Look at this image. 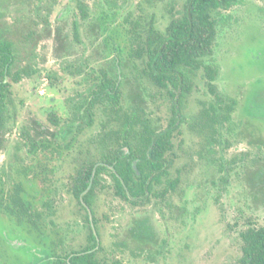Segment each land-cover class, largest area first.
Returning <instances> with one entry per match:
<instances>
[{
  "label": "rangeland",
  "instance_id": "rangeland-1",
  "mask_svg": "<svg viewBox=\"0 0 264 264\" xmlns=\"http://www.w3.org/2000/svg\"><path fill=\"white\" fill-rule=\"evenodd\" d=\"M83 1L88 13L83 20L71 0H25L26 5L7 12L4 19L11 25V18L18 19L33 6L39 8L38 15L32 13L36 15L35 27L28 24V14L21 18L27 19L24 27L33 26L37 31V37L25 46L31 55L22 59L34 68L30 75L10 81L9 124L4 135L0 134V187L8 190L12 181L24 180L27 197L43 214L39 234L29 230L26 222L16 224L0 212V264H54L48 249L63 254L86 243L84 212L69 188L88 138L100 128V116L94 115L86 124L78 113L84 111L83 98L99 68L108 67L115 55L125 66L132 61L127 57L128 43L116 51L112 39L107 43L104 37L116 26L117 33L127 38L128 14L133 19L153 13L156 27L164 30L170 16L181 13L184 0ZM214 18L211 60L218 68L215 87L214 91L208 88L201 70L185 101V120L172 136L170 154V175L179 179L176 189L164 198L134 205L115 195L106 186L112 180L103 174L105 186L96 189L94 201L101 260L238 264L239 232L252 225L264 226V0H241L219 9ZM73 19L78 23L77 39L71 31ZM47 73L54 78L49 79ZM129 79L122 86L125 105L136 92L133 79ZM143 86L147 112L165 126L169 116L165 90L149 83ZM216 96L236 102L231 127L225 122L220 126L208 152L203 133L189 127L187 120L202 102L214 101ZM243 119H247L248 128L241 131ZM68 124L73 132L66 138L53 136ZM23 128L38 141L50 140V147L29 151ZM73 136L74 142L66 147ZM47 200L52 205L43 206Z\"/></svg>",
  "mask_w": 264,
  "mask_h": 264
},
{
  "label": "trees",
  "instance_id": "trees-1",
  "mask_svg": "<svg viewBox=\"0 0 264 264\" xmlns=\"http://www.w3.org/2000/svg\"><path fill=\"white\" fill-rule=\"evenodd\" d=\"M71 1L80 19L87 18L86 3L83 0ZM240 1L184 0L181 13L170 16L164 30L156 27L153 13L150 16L140 14L133 19L129 18L128 14L125 20L130 27L124 31L127 38L121 32L117 33L116 26L104 37L107 43L112 39L113 50L116 51L122 50V46L128 43L127 57L132 61L130 66H125L121 57H111L108 67L99 68L98 74L92 76L94 81L83 98L84 111L82 114L78 113L82 120L90 124L94 115L100 116V128L88 138V146L84 155L78 158L79 164L69 188L77 205L84 212L86 243L79 249L63 254L48 249L47 255H52L54 264H125L118 259L108 263L98 257L101 247L94 201L96 189L105 186L102 175L106 174L112 180V183L106 186L113 189L115 195L134 205L142 206L152 199L164 198L176 189L179 179L170 175L173 165V158L170 157L173 151L172 136L185 120L184 104L201 70L207 79L208 88L214 91L213 81L218 73L217 66L211 60L216 37L214 14L219 9L228 8ZM26 12L27 19L30 20L28 24H34L35 27L36 15L32 13H39L32 9ZM12 19L11 25H7L5 21L0 22L2 136L8 128L10 118V81L17 82L22 74L30 75L34 67L29 63L23 64L22 59L31 55L30 50L25 51V46L37 37L33 26L24 27L27 19ZM71 31L73 38L77 39L76 19L71 21ZM77 71H82V68H77ZM47 76L49 79L54 78L52 73H47ZM129 76L133 79L136 92L133 93L130 104L125 105L122 101V86L130 80ZM143 83L165 90L169 100V116L165 126L147 112ZM214 99L210 102L201 101L197 113L187 120L189 127L203 133L205 142L209 144L216 140L224 122L231 123L230 118L235 108L233 98L224 101L220 96H216ZM72 132L71 124H68L53 136L66 138ZM22 133L26 140L24 143L30 144L31 152L51 145L50 140L38 141L37 137H32L25 128ZM74 138L73 136L66 142V147L74 142ZM27 173V169L23 168L22 174ZM11 184V189L8 190L0 187V212L7 214L16 224L26 222L29 230L33 228L40 234L39 221L43 212L37 210L27 197L24 180L12 181ZM81 200L90 208L92 219ZM50 205L52 204L49 200L43 204ZM50 222L53 223V220L50 219ZM239 237L241 255L238 264H264V226H248L239 232Z\"/></svg>",
  "mask_w": 264,
  "mask_h": 264
},
{
  "label": "flooded vegetation",
  "instance_id": "flooded-vegetation-1",
  "mask_svg": "<svg viewBox=\"0 0 264 264\" xmlns=\"http://www.w3.org/2000/svg\"><path fill=\"white\" fill-rule=\"evenodd\" d=\"M16 4H18V5H16ZM22 5H26L25 0H0V11L2 12V16H0V20H2V22H4V19H6V17H7V12L12 11L13 9H15L17 11L22 7ZM32 10H37V12H38L39 8H38V6H33ZM25 12L26 11H23V13L20 14V16L18 17L19 20L25 15ZM34 33H37V31H34ZM235 102H236V100H235ZM230 122H232V120H230ZM227 123H229V121ZM237 123H238V121L234 122L233 125L237 124ZM230 124L231 123L228 124V128L231 127ZM243 128L244 129L248 128L247 119H243V127H242L241 131H243ZM247 133L251 134L250 130L247 131ZM205 146L208 147V148L206 147L208 149V152L212 151L209 143H205Z\"/></svg>",
  "mask_w": 264,
  "mask_h": 264
},
{
  "label": "water",
  "instance_id": "water-1",
  "mask_svg": "<svg viewBox=\"0 0 264 264\" xmlns=\"http://www.w3.org/2000/svg\"><path fill=\"white\" fill-rule=\"evenodd\" d=\"M89 188V186L87 187V189ZM82 201V204H84L85 205V207L87 208V211H88V213H89V217H90V219H92V214H91V210H90V208L87 206V204L83 201V200H81ZM93 225V224H92ZM93 229H94V227H93ZM94 231H95V229H94ZM96 233V232H95Z\"/></svg>",
  "mask_w": 264,
  "mask_h": 264
}]
</instances>
